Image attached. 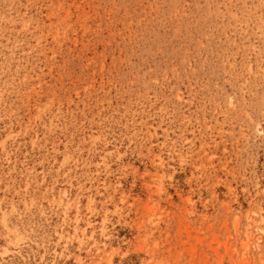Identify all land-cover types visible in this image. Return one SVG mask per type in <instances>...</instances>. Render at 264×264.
I'll use <instances>...</instances> for the list:
<instances>
[{"label":"rangeland","instance_id":"rangeland-1","mask_svg":"<svg viewBox=\"0 0 264 264\" xmlns=\"http://www.w3.org/2000/svg\"><path fill=\"white\" fill-rule=\"evenodd\" d=\"M0 264H264V0H0Z\"/></svg>","mask_w":264,"mask_h":264}]
</instances>
